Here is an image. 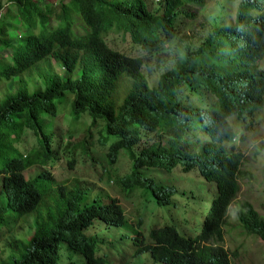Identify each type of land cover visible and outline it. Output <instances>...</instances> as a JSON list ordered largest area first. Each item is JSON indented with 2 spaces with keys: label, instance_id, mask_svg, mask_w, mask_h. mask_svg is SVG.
I'll return each mask as SVG.
<instances>
[{
  "label": "trees",
  "instance_id": "1",
  "mask_svg": "<svg viewBox=\"0 0 264 264\" xmlns=\"http://www.w3.org/2000/svg\"><path fill=\"white\" fill-rule=\"evenodd\" d=\"M204 1H0V242L13 223L34 220L32 235L14 240L0 264H112L109 253L120 254L122 246L103 240L115 234L153 263L232 264L237 251L222 246L231 215L245 235L264 242V218L253 206L242 201L231 209L239 180L249 178L243 156L211 142L219 127H210L213 118L262 107L253 62L263 52L264 0H241L233 24L216 21L194 49L177 28L191 25L196 15L189 9ZM127 40L137 56L117 49ZM165 51L173 53L170 68L150 85L141 73L144 59ZM208 96L210 109L203 105ZM63 116L66 135L55 132ZM27 134L35 142L24 154L18 146ZM93 134L105 150L107 182L112 166L129 160V172L114 175L113 184L124 198L137 195L142 213L177 210L172 199L179 192L168 181L176 170H196L216 191L202 221L193 217L195 225L184 229L155 222L145 238L142 215L135 229L118 199L86 179L61 184L45 169L24 179L26 169L55 162L60 147L56 155L62 151L71 170L74 147H62L64 139L79 144ZM87 149L80 155L94 162Z\"/></svg>",
  "mask_w": 264,
  "mask_h": 264
},
{
  "label": "rangeland",
  "instance_id": "2",
  "mask_svg": "<svg viewBox=\"0 0 264 264\" xmlns=\"http://www.w3.org/2000/svg\"><path fill=\"white\" fill-rule=\"evenodd\" d=\"M2 4L7 3L8 0H0ZM240 0H205L204 6L202 8L193 7L189 9L191 13L196 15L195 20L191 25L185 27H178L177 30L184 33L187 37L186 41L188 44H193V48L197 49L202 45L203 40L207 38L208 31L211 25L216 21H225L226 23H232L234 19V14L236 12L237 4ZM214 18L216 20H214ZM77 24L80 22L77 20ZM185 37L183 40H185ZM129 40L126 43H118L117 49L126 54L131 53L133 56H137V52L130 50ZM166 48V46H164ZM169 52V51H165ZM142 54V53H141ZM173 55L172 52L160 54L154 58L144 59L145 64L141 70V73L147 80L148 84L154 85L160 74L166 72L170 68V62ZM142 55L141 57H143ZM261 68L264 70V59L261 63ZM58 119V118H57ZM88 123L87 119L85 118ZM57 121V120H56ZM233 121H230V125H233ZM66 120L63 116L59 123L55 125V132H61V134L66 135ZM253 132H245L244 135H237L236 144L239 151L242 153L244 161V171L249 173V178L239 180L240 190L238 196L235 199V203L231 206L233 209L236 203H241L242 201L249 202L253 208L258 212L260 216L264 218V111H260L257 116V124ZM244 137L243 142H239V138ZM76 138L79 139V134L76 133ZM82 139V136L80 137ZM87 139L84 143H76L74 139H64V143H68L69 147H74V155L72 160L74 161V166L69 170L67 165V158L61 155L57 156L60 148L55 152L53 163H48L44 168L31 167L26 169L22 174L25 180L34 178L37 174L44 169L49 171L53 178L56 179L58 183H69L73 179L83 178L89 183L95 184L96 189L101 190L102 193L106 194L108 197L118 199L127 221L135 226L136 219L142 215V225L140 226V231L146 234L150 225L155 224L162 225L166 222L168 224H175V226L180 229L187 228L189 223H192L191 217L198 213L199 208L197 204L191 200V197L195 194L197 197L200 196L199 190L202 189L200 177L197 173L193 175L182 174L180 169L174 172L176 180L168 181L170 185L178 190V196L172 199L177 204V210H172V208H153L152 211H147L142 213V203L137 195L134 194L133 197L124 198L123 195L119 193L117 188L113 184L114 175L117 177H122L129 172L130 162L126 156H123L116 164L111 168V181L107 182L106 177H102L104 174L102 172V167L108 168V165L104 163L100 155L104 154L105 150L98 147V139L96 134L92 135V140ZM34 138L27 134L22 138L18 149L24 154L27 153L34 145ZM92 144V145H91ZM198 147V145L196 146ZM88 148L87 154L92 155L95 159L94 162L82 157L80 154L81 150ZM191 148H195L191 146ZM96 163H101V167ZM154 177V176H153ZM189 177V178H188ZM101 178V182L97 180ZM211 192L213 191L212 186H210ZM138 193V192H137ZM196 200V199H195ZM192 203L196 206H193ZM185 204V207L183 206ZM152 206V205H151ZM180 207L184 208L181 209ZM204 208V206H202ZM191 221V222H190ZM185 222V224H183ZM156 225V224H155ZM34 228L33 216L25 217L24 219L17 221L12 224V231H2L3 236L0 242V262L4 261L6 257L12 253V247L14 246V240L28 239ZM224 230V248L229 252L233 253L237 251L235 258L231 259L232 264H264V242L260 241L258 238L245 235L239 228V223L233 215L227 217L225 224L223 226ZM189 233V232H188ZM113 236V235H111ZM110 236V237H111ZM119 237L117 234L113 238L104 237V242L117 241L121 244V241L117 239ZM129 243V239L124 240ZM112 264H118L120 259H114L112 256L110 259ZM124 264H152L149 260L148 255H141L132 259L129 256V251L125 250Z\"/></svg>",
  "mask_w": 264,
  "mask_h": 264
},
{
  "label": "clouds",
  "instance_id": "3",
  "mask_svg": "<svg viewBox=\"0 0 264 264\" xmlns=\"http://www.w3.org/2000/svg\"><path fill=\"white\" fill-rule=\"evenodd\" d=\"M240 1H239V3H240ZM233 21H234V19H233ZM233 21L231 24H233ZM178 32H180V31H178ZM180 33L184 34L182 32H180ZM185 36L186 35H183L181 37V39H183ZM252 47L257 48L259 50L258 41H256ZM263 59H264V45H263L262 54L260 55V51H259V57L253 62V76L255 77V79H257V83L259 84L258 86L262 91V99H261V100H263L262 107L257 109L254 106V107H252L246 111L244 109L243 112H241L240 114H226L224 117H221V118H213L212 121L210 122V127H211L212 123H218V127H219L217 134L215 136H213V139L211 140V142H213L214 144L218 143L219 145L225 147V149L228 151L234 147V149L238 153H241L238 149L237 144H236L237 135H244L245 132H249V134L252 133L254 128H256L255 124H257V116H258L259 112L262 110L264 111V70L261 68V63H262ZM213 102H214V98L211 96H208V97H206L205 101L203 102V105L207 109H210V108H212ZM230 121H233L234 124L230 125ZM202 134H204V132H202ZM225 134H228V139L221 142L223 139V136ZM238 141L243 142L244 137H240ZM194 172L197 173V175L199 174L196 170L190 171L187 174L193 175ZM200 179H201V181H197V182L201 183V185H202V189L199 190L200 196L197 197L194 194L191 197V200L194 203H196L198 207L192 203H189V204L199 208L198 213L193 215L191 217V219H193V217H196L200 221H202L203 217L207 214L208 208L211 206V202L215 200L216 191H215V186L213 184L207 183L202 177H200ZM210 186H212V188H213L212 192H211ZM197 200H199V201H197ZM202 206H204V208H202ZM194 225H195V223H194V221H192V223H189L188 227H193ZM127 235H129V234L127 233ZM130 236H131V234H130ZM143 236L145 238H147L146 237L147 232H146V234L143 233ZM223 243H224V235H223ZM223 243H222V246L224 248ZM120 245L122 246V250H121L120 254H116L115 252H112V254H114V256H113L112 254L109 253L110 259L112 256L114 257V259H117V258L120 259L118 264H124L125 250L126 249L129 251V256H131L132 259L137 258V257L138 258L141 257V255L140 256L135 255V253H137V248L134 245L132 246L131 243L122 242ZM152 264H158V263L152 262Z\"/></svg>",
  "mask_w": 264,
  "mask_h": 264
}]
</instances>
